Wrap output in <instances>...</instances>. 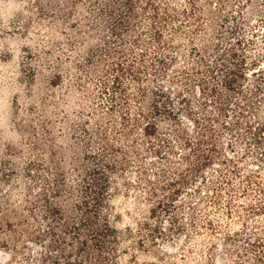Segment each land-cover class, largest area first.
<instances>
[{"label":"rangeland","instance_id":"1","mask_svg":"<svg viewBox=\"0 0 264 264\" xmlns=\"http://www.w3.org/2000/svg\"><path fill=\"white\" fill-rule=\"evenodd\" d=\"M170 1L181 10L180 23L186 27L187 35L166 33L176 35L175 44L181 48L178 51L165 49V53L158 54L166 64L169 56H176L177 62L166 74L163 65H153L148 79V102L156 100L160 111L181 114V109L186 113L189 106H183L180 95L187 96L197 115L214 118L213 135L209 143L196 152L185 146L184 139L176 141V137L169 136L168 132L175 125L164 115L158 117L159 136L152 141L142 133L138 136L139 154L134 152L131 141L121 139L117 144L126 151L127 164L118 165L114 172L107 169L111 177L110 205L102 209L96 224L102 227L106 213L118 232L116 239L109 243V264H237L241 259L228 252L233 243L224 237L232 234L234 243L246 245L244 233L256 216L248 210L252 203L259 206L261 197L253 191L244 198L245 179L253 173L264 176V164L259 157L263 149L257 148L254 134L259 130L255 128L264 122V0ZM183 10L192 15L187 21ZM42 16L37 0H0V264H70L68 258L61 255L63 243H54L47 232L52 219L44 194L53 200L62 172L71 175L70 184L75 194H79L78 190L86 181H91L86 172L101 167L94 158L100 151L99 146L93 144L90 149L82 131L93 112L99 115L100 121L109 118L106 110L110 103L101 93L99 75L88 88L77 90L75 86L85 82V76L78 71L75 77L64 78L55 86H49L46 71L36 77L28 71V68L42 69L48 58L45 50L53 51L58 42L66 41L59 28L37 29ZM24 23L30 26L29 32L22 27ZM26 50L34 54L40 51L45 61L38 65L36 59H26ZM233 51L252 69L243 82L247 112L245 119L241 117L239 135L230 130L233 120L238 118V113L231 111L237 110V105L226 113L209 105L203 108L204 96L197 86L201 72L208 69L209 77H215L210 79L211 84L222 88L223 73L218 71L215 75V70L221 58L233 68ZM102 64L90 69L99 72ZM185 71L191 73L189 89L169 81L183 77ZM162 89H166L169 110L165 108L166 101L157 94ZM238 97L239 93L231 94L233 102H237ZM148 102L145 105L147 117L141 119V126L157 117L150 111ZM134 113L137 116L138 110ZM182 120L190 127L187 131L196 145L197 131H193V124L186 117ZM117 125L122 127L121 122ZM91 126L96 127L95 120L91 121ZM261 136L264 139V133L261 132ZM166 137L175 143V154L163 155L167 146L158 139ZM154 147H160L162 152L156 153ZM185 153L194 154L188 162L183 160ZM234 163L240 176L230 171ZM78 166L84 168L76 171L74 168ZM166 169L171 172L163 177ZM228 175L234 177L233 191L237 194L232 218L227 216L229 194L223 191L222 204L215 203L221 191L219 184ZM45 177L52 180L51 187H46ZM174 180L175 184L169 185ZM65 200L62 201L65 211L79 204L76 195H69ZM25 218H29L31 224L19 239L15 240L11 233L3 230L8 222L21 223ZM257 219L264 224V215ZM15 244L20 250L25 248V254L16 252ZM72 253H76V248ZM244 262L254 263L252 259ZM72 264H81L78 257Z\"/></svg>","mask_w":264,"mask_h":264},{"label":"trees","instance_id":"2","mask_svg":"<svg viewBox=\"0 0 264 264\" xmlns=\"http://www.w3.org/2000/svg\"><path fill=\"white\" fill-rule=\"evenodd\" d=\"M226 1L221 0L222 3ZM37 5L44 14V17L42 16L41 20L38 21L37 29L41 30L44 26L51 29L59 28L65 34L66 41H60L56 44L59 52H56L57 49L45 50L48 58H46L45 66L42 69L28 68V71L32 73L33 77L43 74L44 71L49 73L47 81L49 86H55L64 78L75 77L78 71L79 74L85 76V82L76 85L77 90L80 87L88 88L93 78L99 75L101 93L103 98L110 103L106 110V113L109 114L107 120H98L97 116L99 117V115L96 114L95 116L93 112L91 116H88L89 122L82 128L85 144L90 149L93 148V144L99 146L100 151L94 158L97 159V163L101 167L91 170L90 173L86 172L91 181H86V185L78 190L79 194H75L73 190L75 188L70 184L69 177L71 175L64 172L60 173L58 185L54 189L53 200L48 199L47 193L44 194L48 215L52 219L47 232L54 243H63L61 255L68 258L70 264L73 263L75 257H78L81 264H109V257L107 256V252L110 253L108 250L110 248L109 243L113 238L116 239L118 232L110 224L106 213L102 227L97 226L96 219L100 218L102 209H108L110 205L111 177L108 175L107 169L114 172L117 171L118 165L125 166L127 164L124 157L126 151L117 143L121 139L131 141L134 152L139 154L138 136L142 133L144 138L150 139L149 141H152L153 137L159 136V128L161 127L159 121L165 115L175 125L168 132L169 136L176 137V141L177 138H182L185 146L190 147V149L194 148L196 152L201 151V148L209 143V139L212 138L214 118L209 116L202 118L197 115L195 110L191 108L192 102L183 94L180 95L181 103L183 106H189L186 113H184V109H181V114L173 111L162 112L158 109L156 100L148 102V79L153 65H163L166 74L167 69H173L177 57L166 56L170 58L169 63L166 64L160 59V55L165 53V49L178 51L181 48L175 44L176 35L171 32L167 36L166 33L174 31L180 36L187 35L186 27L180 23L181 10L174 6L170 0H37ZM183 11V17L186 21L189 20L192 15L190 16L186 10ZM22 27L28 32L30 31V26L27 23L22 24ZM158 54L160 55L158 56ZM232 56L234 58L233 68H230L221 58V62L215 70V75L218 71L223 73L222 88L211 84L210 79L215 77H209L208 69L201 72L202 76L197 86L199 92L204 96L203 108L209 105L219 112L226 113L233 105H237V110L233 108L231 111H236L238 118L233 120L230 130L239 135L241 119L243 117L245 119L247 112L244 102L247 95L243 89V82L252 69L247 68L248 64L243 57H237L236 51L232 52ZM200 58L204 60L201 55ZM26 59H36L38 65L45 61L40 51L38 54H34L28 50ZM151 59L154 60V63L151 62ZM100 64L103 66L99 72L95 73L90 69V67ZM185 72L183 77H174L169 81L173 84L185 85L189 89L188 81L191 73ZM197 72L200 73L198 70ZM165 93L166 89H162L157 94L163 97V100L166 101L165 108L169 110L170 102ZM232 93H239V97L235 99L237 102L232 101ZM206 98L208 101H205ZM147 102L150 103V111L155 112L157 117L141 126V119L147 117L145 110ZM135 109L138 110L137 116L134 113ZM180 115L191 121L193 131H197L196 145H194V141L187 131L190 127ZM92 120L96 121L95 128L91 126ZM117 122H121V128H118ZM255 129H259V132H254V134L257 148L263 149L259 157L261 163L264 164V139L261 136V132L264 133V122ZM160 140L167 146V151L163 155L177 152L176 145L171 138H161L158 139V142ZM154 149L156 153L162 152L160 147H154ZM192 155L185 153L183 160L190 161ZM83 168L78 166L77 169H74L81 171ZM49 171L50 169L47 168V172ZM230 171L234 176L241 175L235 163ZM170 172L168 169L164 170L162 172L163 177H167ZM233 179L234 177H229V175L222 178V183L219 184L221 191L218 192L220 198L217 199L219 197L217 195L215 201L217 204H222L221 197L223 195L221 194L223 191L230 195L226 200V205L228 208L227 216L231 218L234 215L233 206L237 204L235 200L237 194L233 191L236 184ZM245 180L244 198L251 195L253 191L261 197L259 206L252 203L250 210H248L256 216L251 219L253 223L249 230L244 233L243 242L246 245L240 246L239 242L234 243L235 237L232 234H226L224 238L233 243L228 252L240 257L241 260L237 264H245L244 261L250 259L254 261L253 264H264V224L257 219L264 215V176L253 173L247 175ZM51 182L49 177H45L46 187H51ZM174 184L175 180L169 183V185ZM69 195L79 197V204L71 211H65L62 201L65 202V197ZM238 217L241 215L239 214ZM30 224L29 218L23 219L21 223L10 221L3 230L11 233V236L16 240L22 236L24 230H27L26 226ZM244 224L246 223L243 222ZM144 225L148 226L147 223ZM210 225L215 230V225L212 222ZM69 237L71 241L68 242ZM73 248H76L75 254L72 253ZM111 248L114 249V246ZM13 249L25 254V248L20 250L17 244L13 245Z\"/></svg>","mask_w":264,"mask_h":264}]
</instances>
